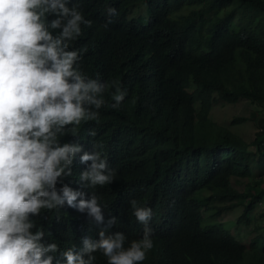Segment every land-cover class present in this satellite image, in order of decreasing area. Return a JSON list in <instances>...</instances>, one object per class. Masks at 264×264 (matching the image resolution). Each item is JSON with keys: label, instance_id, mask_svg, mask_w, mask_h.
Wrapping results in <instances>:
<instances>
[{"label": "trees", "instance_id": "16d2710c", "mask_svg": "<svg viewBox=\"0 0 264 264\" xmlns=\"http://www.w3.org/2000/svg\"><path fill=\"white\" fill-rule=\"evenodd\" d=\"M74 2L92 21L73 42L87 48L81 68L105 81L118 78L127 94L118 108L101 107L98 121L82 122L77 136L60 138L79 142L81 151H93V140L102 143L108 167L116 170L110 184L86 187L78 173L91 161L80 163L77 153L73 175L63 181L84 199L97 195L103 221L66 204L42 210L34 219L45 230L44 242L78 251L84 237L99 239L111 217L116 221L108 231L139 238L145 226L131 213L136 199L151 207L147 227L153 229V247L139 264H264V189L258 182L240 192L231 183L251 177L245 154L253 144L264 157V137L248 143L210 117L217 101L241 98L264 111V0ZM109 6L118 15L104 27ZM111 91L103 94L108 104ZM260 126L259 136L264 118ZM238 206L235 221L220 219ZM96 256V264H106Z\"/></svg>", "mask_w": 264, "mask_h": 264}, {"label": "clouds", "instance_id": "9594fccd", "mask_svg": "<svg viewBox=\"0 0 264 264\" xmlns=\"http://www.w3.org/2000/svg\"><path fill=\"white\" fill-rule=\"evenodd\" d=\"M107 15L104 27L117 8L109 6ZM91 24L78 2L0 0V264H96L97 252L106 264H139L153 247V229L147 227L152 209L136 199L131 213L145 226L139 238L108 231L116 221L111 217L99 239L84 237L78 251L75 245L44 242L45 230L34 219L65 204L87 209L98 224L104 219L97 195L84 199L83 191L63 183L73 175L77 153L80 163L91 161L78 173L79 181L87 180L84 186L113 181L116 170L108 167L102 143L93 140V151H81L79 142L60 139L77 136L82 122L98 121L101 107L118 108L127 94L118 78L105 81L81 68L87 48L73 42ZM109 88L111 104L103 95ZM88 134L95 137L97 131L90 128Z\"/></svg>", "mask_w": 264, "mask_h": 264}, {"label": "rangeland", "instance_id": "374dc122", "mask_svg": "<svg viewBox=\"0 0 264 264\" xmlns=\"http://www.w3.org/2000/svg\"><path fill=\"white\" fill-rule=\"evenodd\" d=\"M140 11L142 13V18L146 19L148 13L147 6H141ZM210 117L218 125L229 127L231 131L248 143H251L256 138L261 139L264 137V134L260 136L257 135L258 132L261 131L260 123L264 118V111L256 103L249 101V99L241 98L238 102L233 104L217 101L210 111ZM241 117L245 118L243 122L236 124L231 122L233 118ZM245 157L252 167V175L250 178L233 177L231 179L232 185L240 192H244L248 189V186L259 182L261 188L264 189V157L253 144H250L248 147V152L245 154ZM262 208H264V205L259 206V209ZM241 212L242 207L238 206L233 210L224 212L220 219L235 221ZM232 231H235L234 226H232ZM241 234L245 233L241 232ZM246 236L247 240L249 236Z\"/></svg>", "mask_w": 264, "mask_h": 264}]
</instances>
